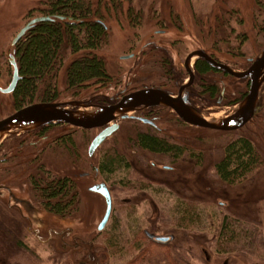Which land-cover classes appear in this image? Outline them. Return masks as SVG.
Returning a JSON list of instances; mask_svg holds the SVG:
<instances>
[{
    "label": "rangeland",
    "instance_id": "1",
    "mask_svg": "<svg viewBox=\"0 0 264 264\" xmlns=\"http://www.w3.org/2000/svg\"><path fill=\"white\" fill-rule=\"evenodd\" d=\"M47 1L0 0V90L12 81L9 60L15 51L13 40L33 20L28 18L30 11ZM91 1L94 8L100 5L109 34L107 46L96 54L105 61L113 81L105 89L90 88L75 96L66 90L65 67L58 80L59 103H89L101 98L112 103L135 89L162 85L177 93L176 87L187 78L185 60L196 50H207L238 70H246L250 60L264 50V0L260 5L256 0ZM134 17H139L138 21ZM72 59L69 57L67 65ZM172 63L183 78L172 75ZM207 80L219 85V94L205 101L204 80L197 79L194 102L200 113L210 120L234 115L238 106L230 107L229 102H239V93L248 91L246 82L216 74ZM221 92L224 95L218 105ZM259 99L257 116L234 133L186 126L164 109L157 112L161 116L157 120L150 117L171 142L188 146L195 154L202 152L200 166L188 157L173 162L169 155L141 151L134 144L135 136L147 128L139 122L140 127L131 121L119 122V130L93 157L89 156V146L98 131L74 132L59 126L43 136L42 131L31 128L16 129L3 139L0 148V264H64L68 256L78 264H127L129 256L113 255L106 249V240L110 231L120 230L129 241L133 238L131 229H140L145 238L146 233L171 238L190 264H264V85ZM95 107L93 104L90 111ZM15 111L12 95L0 91V121ZM64 135L70 137L67 140L72 145L56 142ZM239 137L252 141L259 162L244 179L229 185L217 178L214 164L222 158L224 148ZM113 147H118L132 166L131 180L154 181L149 189L123 187L98 174L96 166ZM42 164L56 176L70 177L78 187L80 197L65 217L47 213L39 194L31 188V178ZM103 183L110 190L113 210L106 228L99 232L107 206L91 188ZM179 197L204 210L206 221L198 233L197 229L185 231L174 226ZM16 199L29 202L30 207L17 205ZM130 211L134 214L131 220ZM226 218L235 223L239 237L224 244L219 235Z\"/></svg>",
    "mask_w": 264,
    "mask_h": 264
},
{
    "label": "trees",
    "instance_id": "2",
    "mask_svg": "<svg viewBox=\"0 0 264 264\" xmlns=\"http://www.w3.org/2000/svg\"><path fill=\"white\" fill-rule=\"evenodd\" d=\"M256 1L261 4V0ZM120 6H115V9L118 10ZM128 13L133 19L132 9ZM37 17H48L52 21L37 24L15 48L21 78L12 95L16 110L37 101L58 102V80L65 67L66 90L74 92L75 96L90 88H106L112 84L113 78L108 73L105 61L96 54L107 46L109 41L100 5L94 8L91 0H48L43 7L28 14L29 19ZM69 57L73 59L67 65ZM197 65L201 74L211 69L204 61H198ZM209 89L213 91L214 87L209 86ZM136 143L152 153L170 155L174 161L184 153L183 147L158 138L152 132L139 133ZM258 162L259 153L252 141L239 137L224 148L223 156L215 165L214 171L222 182L232 185L244 179ZM99 169L106 181L111 180L123 187L134 185L140 190L151 187L146 179L136 182L131 180L132 166L114 147L104 153ZM32 183L39 189L46 208L56 214L64 212L66 216L80 197L75 181L67 176L54 177L48 173L37 180L33 177ZM204 214V210L196 202L190 203L187 199L179 197L175 207L174 226L185 231L197 229L198 233L206 221ZM133 215L131 212L129 220ZM135 220L132 219L131 223ZM234 225L228 218L224 220L219 235L220 242L227 244L238 240L239 231ZM131 230L133 238L129 241L120 230L110 231L106 240V249L113 255L129 256L127 264H190L179 246L172 242H154L145 238L140 229ZM64 264L78 263H74L68 256Z\"/></svg>",
    "mask_w": 264,
    "mask_h": 264
},
{
    "label": "water",
    "instance_id": "3",
    "mask_svg": "<svg viewBox=\"0 0 264 264\" xmlns=\"http://www.w3.org/2000/svg\"><path fill=\"white\" fill-rule=\"evenodd\" d=\"M60 19L63 20L64 18ZM47 21H52V19L48 17H39L31 20L17 34L13 40L12 47L16 48L21 39L37 24ZM196 56L205 58L214 68L225 70L239 79H250L249 94L242 104H240L236 114L222 120H210L187 104L188 101L185 97V93L186 88L192 84L194 79L191 62ZM9 63L13 68V79L9 87L2 90V93L7 95L14 93L21 79L15 53L10 57ZM185 67L190 74V81L180 89L177 97L171 96L162 89L145 88L121 97L115 104L100 107L93 111H90L91 108H89L86 103L79 101L70 103H35L0 121V140H3L16 129H23V127L27 129H36L53 123H64L82 130L105 128L91 144L89 154L93 156L96 150L118 130L119 127L116 123L121 119L128 118L127 115L129 113L136 111L142 106L167 107L172 109L186 124L196 128L220 132L241 130L251 122L261 109L259 95L261 86L264 82V50L259 54L248 70L240 73L231 71L225 66L215 64L203 52H194L190 54L186 60ZM91 192L102 195L106 200V214L98 228L99 232H102L109 223L112 215V197L105 184L94 186L91 188ZM150 237L154 238L155 236ZM156 238L158 242L168 241V238Z\"/></svg>",
    "mask_w": 264,
    "mask_h": 264
},
{
    "label": "flooded vegetation",
    "instance_id": "4",
    "mask_svg": "<svg viewBox=\"0 0 264 264\" xmlns=\"http://www.w3.org/2000/svg\"><path fill=\"white\" fill-rule=\"evenodd\" d=\"M194 52H203L211 61H213L215 64H218V65H222V66H225L227 69H229V70H231V71H234V72H238V73H240V72H244V71H246V70H248L250 67H251V65L253 64V62L257 59H251L250 60V66H248V68H246V70H238V69H236L234 66H232V65H230V64H227V63H223V62H221V61H219V60H217L216 58H215V56L211 53V52H208L207 50H204V49H202V50H196V51H194ZM194 52H192V53H194ZM14 53H15V57H16V51H14ZM192 53H190V54H192ZM189 54V55H190ZM188 55V56H189ZM188 56H187V58H188ZM187 58H186V60H187ZM186 60H185V63H186ZM198 61H204V62H206L208 65H209V67L211 68L207 73H204V74H201L200 72H199V69H198V65H197V63H198ZM185 63H184V69H185V71H186V77L187 78H185L183 81H181L179 84H178V86L176 87L177 89H178V92L177 93H172L171 91H169L167 88H166V86H158V87H144V88H141V89H135V90H133V91H130V92H127V93H124V94H122V96H120L118 99H120L121 97H123V96H125V95H127V94H130V93H132V92H136V91H139V90H143V89H145V88H156V89H162V90H164V91H166V92H168L171 96H173V97H177L178 96V94H179V91H180V89L183 87V86H185L187 83H189V81H190V74L187 72V70H186V67H185ZM191 69H192V73L194 74V79H193V82H192V84L190 85V86H188L187 88H186V93H185V97L187 98V101H188V105L190 106V107H192L195 111H197V112H199L200 113V111H199V109L198 108H200L199 107V105L197 106V105H195V102H194V100H196V98H195V88H196V80L197 79H200V80H204L203 82H202V91L205 93V97H206V99H205V101H212V98H213V100H214V98L215 97H217L218 96V94H219V88H218V84L216 83V82H213V81H208L207 79H208V76L209 75H211V74H216V75H223L224 77H227V78H232V79H235V80H237V81H245L246 82V86H247V89H248V91H246V92H242V93H239V102L238 103H234V104H232L233 102H229V104H230V107H237L238 106V108L236 109V111L233 113V114H236L237 112H238V110H239V106H240V104H242V102L247 98V96H248V94H249V90H250V79H239V78H237V77H235V76H233V75H231L230 73H228L227 71H225V70H221V69H216V68H214L211 64H209L208 63V61L205 59V58H203V57H199V56H196L193 60H192V62H191ZM179 71V69L178 68H176L175 67V65L172 63V66H171V73H172V75L173 76H176V77H178L179 76V74L182 76L181 78H183V75H182V73H179L178 72ZM12 79H13V77H12ZM207 80V81H206ZM12 82V81H11ZM11 84V83H10ZM111 85V84H110ZM262 85H264V82H263V84ZM209 86H213L214 87V90L213 91H211L210 89H209ZM9 87V86H8ZM7 87V88H8ZM6 88V89H7ZM96 88H98V89H105V88H100V87H96ZM2 90H4V89H1L0 91L2 92ZM15 92V91H14ZM14 93H12V94H9V95H13ZM223 95H224V93L223 92H221V94H220V97H219V100H218V105H220L221 104V100H222V98H223ZM118 99H115V100H113L112 101V103L111 102H109L108 101V99H105V98H101V99H95L94 101H92V100H88L89 101V103H86V102H84V103H86L88 106H89V108H93V104H95V106H97V108H100V107H105V106H109V105H111V104H115L117 101H118ZM73 102H77V101H73ZM79 102H81V101H79ZM235 102V101H234ZM41 103H55V102H41ZM205 103H207V102H205ZM35 104V103H34ZM96 107L94 108V109H97ZM23 109V108H22ZM71 109V108H70ZM161 109H164V110H169V112H171V114H174L175 116H176V118H177V120H179V122H181L182 124H184V125H186V126H189V127H193V128H196V127H194V126H191V125H189V124H186V123H184L179 117H178V115L172 110V109H170V108H167V107H163V106H152V107H144V106H142V107H139L136 111H133V112H131V113H129L127 116H128V118H126V119H121V120H119L116 124L118 125V127L120 128V124H119V122H123V121H131L132 123H133V125H137V124H139V123H141L143 126H145L146 128H147V130L146 131H139V132H137L136 133V136H135V142H134V144H136V146L141 150V151H143L144 153H147V154H151V155H153V156H162V155H165V156H168V155H166V154H155V153H152V152H150V151H147V150H144L142 147H140L136 142H137V140H138V136H139V133H147V132H152L156 137H158V138H161V139H163V140H165V141H167V142H171L168 138H166V137H164L161 133H160V129L158 128V126L156 125V123H154V119H156L157 120V118H159V117H161V116H158L157 115V112H159V111H161ZM21 110V109H20ZM19 110H16L13 114H15L16 112H18ZM259 112V111H258ZM258 112H257V114H258ZM138 113H142V116H136V115H134L133 117H132V115L131 114H138ZM12 114V115H13ZM257 114L255 115V117L257 116ZM155 116V118L154 119H152V118H150L151 116ZM11 116V115H10ZM254 117V118H255ZM8 118V117H7ZM254 118L251 120V122L254 120ZM2 121V120H1ZM139 122V123H138ZM250 123V122H249ZM248 123V124H249ZM112 125H114V124H112ZM111 125V126H112ZM59 126H67V127H69L71 130H74V132L75 131H77V130H82V129H78V128H75V127H71V126H69V125H66V124H64V123H53V124H49V125H45V126H41V127H38V128H36V129H34V131H36V132H38V131H42V133L44 134L43 136H45L46 134H48V132L52 129V128H54V127H59ZM137 126H139L140 127V125H137ZM119 128H118V130H119ZM245 128V127H244ZM196 129H201V128H196ZM243 129V128H242ZM105 130V128H100V129H95V130H82V131H98V133L96 134V136L93 138V140L91 141V143H90V146H89V150H90V147H91V144H92V142L94 141V139L101 133V132H103ZM117 130V131H118ZM203 130H208V129H203ZM15 131V130H14ZM14 131L12 132V133H14ZM116 131V132H117ZM209 131H213V130H209ZM239 131V130H238ZM115 132V133H116ZM215 132H219V133H234V132H237V131H232V132H220V131H215ZM11 133V134H12ZM114 133V134H115ZM10 134V135H11ZM40 134V133H39ZM113 134V135H114ZM112 135V136H113ZM162 135V136H161ZM112 136H110L109 138H111ZM68 138H70V137H68V135H64V136H62L61 137V139H58L56 142L59 144L60 142L62 143V144H68V145H72L71 143H70V141H68L67 139ZM108 138V139H109ZM107 139V140H108ZM106 140V141H107ZM2 141L3 140H1V142H0V148H1V145H2ZM105 141V142H106ZM104 142V143H105ZM104 143L96 150V152L94 153V155L97 153V151L104 145ZM173 143H175V144H178L177 142H173ZM179 145V144H178ZM180 147H183L184 148V153L182 154V156L178 159V160H176V162H178V161H180V160H182L183 158H190L191 160H195V163H196V165L197 166H200V165H202V152H200V153H198V154H195L194 153V151H191L190 150V148L187 146V147H184V145H179ZM118 148V147H117ZM116 148V149H117ZM121 154V153H120ZM93 155V156H94ZM123 155V154H122ZM89 156H90V154H89ZM93 156H90V157H93ZM124 156V155H123ZM170 156V155H169ZM125 157V156H124ZM126 158V157H125ZM170 158L173 160V162H174V159L170 156ZM2 162L3 161H1L0 160V165L2 164ZM217 163H215L214 164V168H215V165H216ZM99 165H100V162H99V164L96 166V171L98 172V174L101 176V174H100V169H99ZM153 166H156L155 165V163L153 162ZM163 170H168L169 172H171V171H174V173L175 172H177V171H180V170H178V169H171V170H169V169H164L163 168ZM48 173H51L54 177H60V176H56V175H54L53 174V172L49 169V168H47L46 167V165L45 164H42V165H40L38 168H37V171H36V174H35V179L37 180V179H39V177H45V176H47V174ZM32 177V178H33ZM62 177V176H61ZM64 177H66V176H64ZM32 178H31V188L34 190V192L37 194H39V197H40V200H41V206H42V208L47 212V213H49V214H51L52 216H54V217H65V215H64V212H62V213H58V214H56L55 212H51L48 208H46V206H45V204H44V201L42 200V198H41V194H40V191H39V189H37V188H35L34 187V185H33V183H32ZM146 178V177H145ZM148 180H150V181H152L151 179H148ZM154 182V181H153ZM153 182H150V183H152V184H154ZM106 183V182H105ZM105 183H103V184H105ZM99 185H102V184H99ZM106 185V184H105ZM230 185V184H229ZM97 186V185H96ZM107 186V185H106ZM107 188H108V186H107ZM2 190V189H1ZM109 190V189H108ZM109 192H110V190H109ZM93 193V192H92ZM95 194H97V193H95ZM111 194V193H110ZM100 195V194H99ZM100 196H102V195H100ZM103 197V196H102ZM104 198V197H103ZM105 199V198H104ZM13 200V199H12ZM17 200V199H16ZM18 201V200H17ZM16 201V202H17ZM106 201V200H105ZM27 201H18L17 202V205H19V206H26V207H30L29 205H28V203L29 202H27ZM112 204H113V202H112ZM107 206V205H106ZM113 207V206H112ZM112 216V215H111ZM111 219V218H110ZM146 236L150 239V240H152V241H154V242H158V241H156L157 240V238H156V236L155 235H153V234H149V233H146ZM150 236H155L154 238H151ZM158 237V236H157ZM158 238H161V237H158ZM172 242V239L171 238H168V241L167 242H165L166 244H169V243H171ZM158 243H163V242H158ZM164 244V243H163Z\"/></svg>",
    "mask_w": 264,
    "mask_h": 264
},
{
    "label": "bare ground",
    "instance_id": "5",
    "mask_svg": "<svg viewBox=\"0 0 264 264\" xmlns=\"http://www.w3.org/2000/svg\"><path fill=\"white\" fill-rule=\"evenodd\" d=\"M26 127H23V129H25ZM0 142H1V140H0Z\"/></svg>",
    "mask_w": 264,
    "mask_h": 264
}]
</instances>
